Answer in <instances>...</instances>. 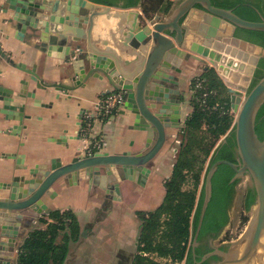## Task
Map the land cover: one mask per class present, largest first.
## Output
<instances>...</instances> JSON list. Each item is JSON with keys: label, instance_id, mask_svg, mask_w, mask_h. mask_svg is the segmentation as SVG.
<instances>
[{"label": "crops", "instance_id": "obj_1", "mask_svg": "<svg viewBox=\"0 0 264 264\" xmlns=\"http://www.w3.org/2000/svg\"><path fill=\"white\" fill-rule=\"evenodd\" d=\"M33 1L43 2V6L28 9L23 4L25 2L15 0L14 5L19 9L16 10L10 0H0V85L11 90L12 96L11 108L4 106L6 101L0 96L1 196L8 193L2 185L11 183L15 176L31 177V169L49 168L54 158L66 163L75 156H83L82 134L86 115L95 109V103L102 96L114 89L107 74L101 70L97 75L85 76L92 67L91 55L112 51L116 57L109 56L111 62L106 63L104 69H113L118 75L119 72L131 71L142 59L141 56L135 61L134 55L118 47L121 45L125 49L120 37L132 17L129 13L140 11V14H146L141 5H138V10L113 6L110 11L98 6L96 9L100 14L94 17L95 24L89 30V22L85 18L91 13L90 8L81 6L69 18L71 11L66 7L67 0ZM173 1L176 4L179 0ZM27 9L33 12L29 13ZM15 15L28 19L30 24H23ZM52 15L65 19L50 21ZM208 19L204 11L194 9L185 20L192 33L189 38L201 34V29L208 26ZM47 21L50 24L46 30ZM221 29L224 34L217 39L231 48V53H222L237 66L222 61H219V66H214L207 61L178 57L172 60L174 69L169 65L163 67V71L168 76L172 75L176 82L159 80L161 89L168 96L182 100L180 128L193 111L192 81L207 68L214 67L227 88L233 84L246 91L252 85L254 74L250 67L255 66L254 60L264 51H258V48L241 40L236 41L229 25ZM76 36L78 40L74 39ZM147 51L143 50L142 55ZM81 68L85 72L81 73ZM33 73L46 84L45 87L37 84ZM77 73L84 76L80 85H75L72 79ZM53 83L57 84L54 86ZM228 94L230 97L229 91ZM230 114L234 122L236 112L232 106ZM99 129L104 138L103 151L122 153L145 149L147 131L135 126L132 114L124 107L101 123ZM180 130H177L176 140L150 170L145 182L139 183L137 174L132 180H124L120 184L119 196L115 195L113 188L120 181L117 169L109 173L101 167L98 173H93L91 181L88 178L76 179L73 173L59 178L49 193L42 196L41 204L22 211L23 219L12 257L15 264L19 247L30 231L46 229L49 222L55 221L49 215L52 210L72 211L78 220L75 237L69 242L63 264H137L142 256L167 264L170 257L141 249L139 241L143 220L139 213L155 209L164 200L165 183L172 174L181 142ZM167 131L175 130L168 128ZM179 262L184 264V260Z\"/></svg>", "mask_w": 264, "mask_h": 264}, {"label": "water", "instance_id": "obj_2", "mask_svg": "<svg viewBox=\"0 0 264 264\" xmlns=\"http://www.w3.org/2000/svg\"><path fill=\"white\" fill-rule=\"evenodd\" d=\"M10 1L12 7L17 10L18 7L14 5L15 0ZM21 3L33 10L43 6V2H34L33 0H21ZM81 6L91 9V13L85 18V21L89 22V30L95 24L94 17L100 14L96 9L98 6H102L106 11L113 8V5L101 4L92 0H67L66 7L71 11L69 18H72V14L77 13ZM132 7L134 8L131 10H138L139 6ZM55 8L57 5L53 10ZM194 9H200L206 13L209 17L208 26L201 29V34L189 38L192 33L185 20ZM28 12L32 13L33 11ZM131 12L129 14L132 17L129 18L126 29H123V36L120 37L125 49L119 44L118 47L123 52L134 55L135 61L142 56L140 63L129 72H119V75L114 73L113 69L107 71L104 67L106 63L111 62L109 56L116 57L112 51L108 50L91 55L92 67L85 76L97 75V72L101 70L107 74L114 89L125 91L124 110L126 109L132 114L136 127L147 131L145 149L139 152L128 150L122 153L102 151L89 156H75L66 163H62L60 158H54L51 160L49 168L31 169L29 171L31 177L15 176L11 183L2 185L4 190H8V193L5 196L0 195V224L2 226L0 264H15L12 257L15 254L14 248L23 219L22 211L37 203L41 204L42 196L49 193L51 186L62 176L73 173L76 179L88 178L91 181L93 173H98L101 167H105L109 173H112L111 170L117 169L120 172V181L113 185L116 196L120 195V184L122 185L124 180L134 179L136 174L139 183L145 182L150 170L155 167L176 140L177 130L181 129L180 103L182 100L165 94L164 89H161L158 83L159 80L176 82L172 75L168 76V73L163 71L164 66L169 65L174 69L175 65L172 60L175 61L178 57L185 60L199 59L214 66H219V61L226 62L228 65L232 64V59L222 53V51L231 53L230 46H226L223 41L217 39L224 34V30L221 29L224 25L231 27L232 35L236 41L241 40L258 48V51H264V46L235 34L237 28L264 31V16L261 20L246 19L232 8L215 5L212 0H179L168 13L159 11L153 17L147 14L142 15L139 13L140 11ZM15 16L23 24H30L28 19ZM59 19L63 21L65 17L59 18L55 15L50 17V21ZM49 24L50 22L47 21L45 29ZM34 26L37 27L36 24ZM74 39L78 40V37L76 36ZM145 49L148 51L143 56L142 51ZM66 51H68L67 48ZM262 57H264V53L254 60L255 66L250 67L253 74H255ZM234 65L237 66V64ZM83 72H85L84 69L81 70V73ZM83 78L84 76L81 77L77 73L72 79L75 80V85H80ZM33 79L40 87L46 86L40 82L36 73H33ZM53 84L55 86L57 83ZM166 90H169V87ZM175 91L178 92V90ZM228 91L230 103L236 115L231 129L216 147L226 141V136L233 133L238 160L234 162L228 159H219L206 170L203 180L204 198L197 230L192 239V247L194 249L198 244L197 237L212 196L213 176L220 164L227 163L235 170L232 181L248 175V184L255 189L256 200L250 219L243 233L234 242L232 251H219L224 259L215 264H264V137L260 138L256 130L257 115L264 104V76L246 91H242L233 84L228 87ZM0 96L6 101L4 106L11 108V90L0 85ZM3 112L10 113L6 110ZM168 128L175 131L169 132Z\"/></svg>", "mask_w": 264, "mask_h": 264}, {"label": "trees", "instance_id": "obj_3", "mask_svg": "<svg viewBox=\"0 0 264 264\" xmlns=\"http://www.w3.org/2000/svg\"><path fill=\"white\" fill-rule=\"evenodd\" d=\"M101 4L132 7L141 5L144 12L154 16L161 11L168 13L173 0H92ZM221 7L232 8L241 17L261 20L264 16V0H212ZM237 36L264 46V31L237 28ZM264 76V57L256 68L252 85ZM202 87H196L194 78L191 88L192 113L186 118L181 130V142L171 176L166 180V194L162 203L153 210L140 211L142 222L140 246L144 251L157 252L174 261L186 259L193 264L194 254L198 258L201 246L192 247L201 206L204 198L203 180L208 167L219 159L237 162L236 140L233 133L226 141L216 145L232 126L228 88L214 67L207 68L201 75ZM207 106L200 104L205 91ZM217 107L215 108V105ZM256 130L264 137V104L257 115ZM235 170L227 163L219 165L213 176L212 196L206 209L197 239L211 234L217 237L232 221L231 208L237 198V184L241 178L232 181ZM201 184V185H200ZM256 200L255 189L247 186L242 196V209L249 211ZM49 215L55 221L46 229L34 228L19 247L17 264H63L69 242L75 237L78 220L72 211L52 210ZM245 220L248 217H244ZM44 221V218H41ZM62 234V237L60 238ZM60 238V240H59ZM137 264H161L150 257H139Z\"/></svg>", "mask_w": 264, "mask_h": 264}, {"label": "built area", "instance_id": "obj_4", "mask_svg": "<svg viewBox=\"0 0 264 264\" xmlns=\"http://www.w3.org/2000/svg\"><path fill=\"white\" fill-rule=\"evenodd\" d=\"M198 81L196 87H202V81L200 76H197ZM211 91L205 90L200 98V104L207 106V96ZM125 102V91L112 89L109 90L104 96H102L96 103L95 109L88 112L85 119V125L83 127V156L93 155L97 152H102L104 148V138L100 124L107 121L116 112L123 108ZM217 104L215 105V108ZM180 141V140H179ZM178 141V142H179ZM232 238V237H231ZM179 261L169 259L167 264H178Z\"/></svg>", "mask_w": 264, "mask_h": 264}, {"label": "flooded vegetation", "instance_id": "obj_5", "mask_svg": "<svg viewBox=\"0 0 264 264\" xmlns=\"http://www.w3.org/2000/svg\"><path fill=\"white\" fill-rule=\"evenodd\" d=\"M235 158L238 160V154L235 153ZM248 177V175H246ZM248 181H246L245 190L248 186ZM238 195V190H237ZM252 209V208H251ZM223 230L217 237H213L211 234L206 235L201 240H198V244L196 246H201L202 253L199 255L198 258L197 253L194 254V262L193 264H215L222 259H224V256L220 254L219 251L223 252H230L232 251V247L234 242L240 237L237 238H231L230 235L226 234V231ZM243 233V232H242ZM241 233V234H242ZM240 234V235H241ZM196 247H194L193 250H195ZM184 264H188V261L184 259Z\"/></svg>", "mask_w": 264, "mask_h": 264}, {"label": "rangeland", "instance_id": "obj_6", "mask_svg": "<svg viewBox=\"0 0 264 264\" xmlns=\"http://www.w3.org/2000/svg\"><path fill=\"white\" fill-rule=\"evenodd\" d=\"M246 181H248V177L245 175L241 177L240 181L237 184L238 195L234 205L231 208L232 221L224 229L226 231V234L230 235V237L234 239L240 236V234L244 231L252 213V209L249 211H244L242 209L241 200L245 192ZM245 216L248 217L246 220L244 218ZM178 264L182 263L179 262Z\"/></svg>", "mask_w": 264, "mask_h": 264}]
</instances>
